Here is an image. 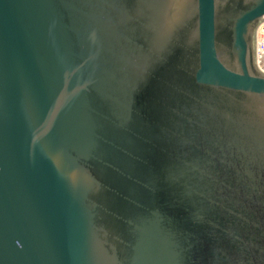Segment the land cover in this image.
<instances>
[{
	"label": "water",
	"instance_id": "1",
	"mask_svg": "<svg viewBox=\"0 0 264 264\" xmlns=\"http://www.w3.org/2000/svg\"><path fill=\"white\" fill-rule=\"evenodd\" d=\"M264 0H0V264H264Z\"/></svg>",
	"mask_w": 264,
	"mask_h": 264
},
{
	"label": "built area",
	"instance_id": "2",
	"mask_svg": "<svg viewBox=\"0 0 264 264\" xmlns=\"http://www.w3.org/2000/svg\"><path fill=\"white\" fill-rule=\"evenodd\" d=\"M260 32H262L263 38L261 41H258L260 39ZM256 64L259 70L264 73V17L256 33Z\"/></svg>",
	"mask_w": 264,
	"mask_h": 264
},
{
	"label": "bare ground",
	"instance_id": "3",
	"mask_svg": "<svg viewBox=\"0 0 264 264\" xmlns=\"http://www.w3.org/2000/svg\"><path fill=\"white\" fill-rule=\"evenodd\" d=\"M259 36H260V39H258V41H259V40L261 41L262 38H263V37H262V32H260V35H259Z\"/></svg>",
	"mask_w": 264,
	"mask_h": 264
}]
</instances>
